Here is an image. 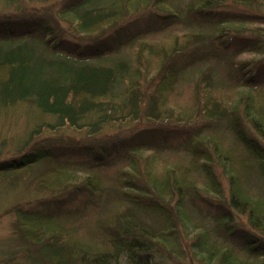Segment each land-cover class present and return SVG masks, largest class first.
I'll list each match as a JSON object with an SVG mask.
<instances>
[{
  "label": "trees",
  "instance_id": "obj_1",
  "mask_svg": "<svg viewBox=\"0 0 264 264\" xmlns=\"http://www.w3.org/2000/svg\"><path fill=\"white\" fill-rule=\"evenodd\" d=\"M22 1L0 0V109L32 107L37 125L14 157L0 159V182L24 184L38 198L5 212L28 245L27 262L264 264V190L252 183L264 185V0H63L40 13ZM177 24L189 34L185 44L175 40L157 52L147 43L150 33ZM130 48L132 57L120 54ZM243 53L251 57L235 58ZM152 58L158 65L149 75ZM212 59H226L225 81L215 78ZM194 63H208L197 78V104L174 111L166 92ZM222 85L231 97L213 92ZM46 130L87 140L40 144ZM170 149L187 160L152 169ZM109 169L116 182L106 192ZM44 193L52 199L40 201ZM112 202L120 207L97 220L92 241L72 237L65 217L93 206L103 213ZM208 224L247 257L216 243Z\"/></svg>",
  "mask_w": 264,
  "mask_h": 264
},
{
  "label": "rangeland",
  "instance_id": "obj_2",
  "mask_svg": "<svg viewBox=\"0 0 264 264\" xmlns=\"http://www.w3.org/2000/svg\"><path fill=\"white\" fill-rule=\"evenodd\" d=\"M63 0H53L50 2H31L29 0H23L22 1V7L26 11H35V12H51L52 10H56L58 8ZM171 3L175 6L180 5L184 6L187 4V0H170ZM263 8V7H262ZM264 10V8H263ZM185 30L184 25H173L165 30H158L156 32L150 33L152 35L146 36L145 39L148 41L147 43H151V45L156 46L157 52L160 50V48L164 46H169L173 41H177L178 44H185V40L189 34L184 33ZM189 37V36H188ZM133 49H127L126 51H122L120 54L122 56L126 57H132L133 56ZM235 53V51L230 52ZM251 54H241L236 55V59H245L250 58ZM158 58H152L150 61V66L147 67V70L149 71V75H152L155 73V70H157L158 65ZM226 60V59H225ZM225 60H215L212 59L211 62H209V65L214 68V74L215 78L225 81V75L227 68V63ZM208 63H194L189 69L188 72L184 75V77L180 80L179 84L173 91L166 92V103L168 106L173 108L174 111H178L180 109L191 111L197 104V99L194 96V90L197 82L198 75L200 74V71H206V67ZM147 90L151 92V89L154 87L151 86V84L146 83ZM220 90H218V87L213 88V92L216 93L219 97H222L226 99L227 97H231L233 95V92H230L228 90L229 88L227 85H222ZM212 91V90H211ZM230 92V93H229ZM202 99L201 97H199ZM37 119H36V113L33 111L32 107H22V108H12L9 109L8 112L6 110L2 111L0 109V141H5L4 148L1 150V156L0 159H10L14 157L17 153H14L16 148L18 146H22L24 144V141L26 140V136H28V132H30L31 129H33L37 125ZM163 123H168L165 120L162 121ZM171 124V122H169ZM223 129V126L220 127V130L218 133L224 138L223 142L225 145H227V142L229 143L230 137H228V134L223 135V132H221ZM224 130V129H223ZM225 131V130H224ZM226 133V131H225ZM83 139L87 140V138L84 137L81 133L77 131H56L49 133L47 130L40 134L39 138H36L35 140L40 142V144L46 143L48 140H53L52 145L58 146L61 145L60 148H63L62 146L72 145L74 142H78V140ZM229 139V140H228ZM56 140V141H54ZM48 143V142H47ZM176 146H179L183 144V140H176V142L173 143ZM246 151V150H245ZM247 154V151L245 152ZM242 154V153H241ZM243 155V154H242ZM249 155V154H247ZM161 156V157H160ZM187 160L186 154L183 153L180 150H167L162 153V155H158L156 157L155 163L151 164L152 169H164L168 166L170 163H178V162H185ZM125 163L124 162V166ZM120 166V163L117 164V166ZM144 165V162H143ZM116 169H109L106 170L103 176V182L105 184L106 189L104 191L110 192L112 188L115 187V180H116ZM79 173V172H78ZM80 176H83L84 173H79ZM218 177L221 183L223 184V187L226 189V179L222 176L221 173L218 172ZM254 186L258 185L259 188L264 190V185L253 181L252 182ZM251 183V186L253 187ZM256 187H254L255 190ZM35 193L33 191H29L25 188L24 184L19 185L16 188L6 189V185L3 182H0V264H29L27 262V258L24 255L23 249L28 247V245H25L23 241L20 240V238L14 233V230L12 228L13 223V217L12 215L5 214L7 210L10 209V207L15 203L18 204H25L27 201H34L38 200L35 199ZM104 200L110 198L109 193L105 194ZM42 200H50L52 199L50 194L44 193L39 196ZM81 199V198H80ZM95 200V199H94ZM92 200L93 203H96V201ZM35 202V201H34ZM32 202V204L34 203ZM80 203V200L73 201L70 204V207H75ZM115 205L119 208V204L116 202H112L109 209L106 212L100 213L98 211V208L96 206L90 207L87 209L84 215L79 217L74 216H67L65 219L68 220L69 228L73 229L74 232H72V237L76 240H82L86 242L92 241V234L91 230H93L96 226L97 220L100 218L108 217L110 215L115 207ZM69 207V208H70ZM99 213L97 214V213ZM237 216V214H236ZM239 220L241 224L248 228L247 220L245 216H239ZM237 217V219H238ZM239 227H242L239 224H236ZM207 227L209 228V232L211 236H213V240L216 243H219L220 245H227L232 248H234L235 253L242 257H247L245 255V252L240 248V246H237L232 239L227 238L222 232L218 231L215 232L214 224H208ZM98 243V242H96ZM179 262V261H178ZM188 261H184L183 263L186 264Z\"/></svg>",
  "mask_w": 264,
  "mask_h": 264
},
{
  "label": "bare ground",
  "instance_id": "obj_3",
  "mask_svg": "<svg viewBox=\"0 0 264 264\" xmlns=\"http://www.w3.org/2000/svg\"><path fill=\"white\" fill-rule=\"evenodd\" d=\"M176 87H177V86H176ZM176 87H175V88H176ZM175 88H174V89H175Z\"/></svg>",
  "mask_w": 264,
  "mask_h": 264
}]
</instances>
